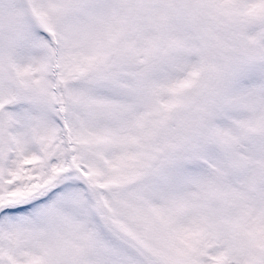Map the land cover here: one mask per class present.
Listing matches in <instances>:
<instances>
[{"label": "snow or ice", "instance_id": "6c2138e0", "mask_svg": "<svg viewBox=\"0 0 264 264\" xmlns=\"http://www.w3.org/2000/svg\"><path fill=\"white\" fill-rule=\"evenodd\" d=\"M0 264H264V0H0Z\"/></svg>", "mask_w": 264, "mask_h": 264}]
</instances>
